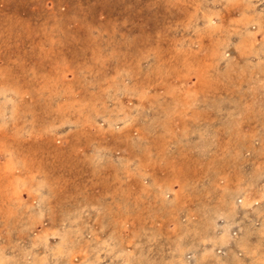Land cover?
Returning a JSON list of instances; mask_svg holds the SVG:
<instances>
[{
  "label": "rangeland",
  "instance_id": "1",
  "mask_svg": "<svg viewBox=\"0 0 264 264\" xmlns=\"http://www.w3.org/2000/svg\"><path fill=\"white\" fill-rule=\"evenodd\" d=\"M192 254L264 264V0H0V264Z\"/></svg>",
  "mask_w": 264,
  "mask_h": 264
},
{
  "label": "bare ground",
  "instance_id": "2",
  "mask_svg": "<svg viewBox=\"0 0 264 264\" xmlns=\"http://www.w3.org/2000/svg\"><path fill=\"white\" fill-rule=\"evenodd\" d=\"M6 2V1H5ZM235 202V201H234ZM228 225H230V224H228ZM227 227V226H226ZM225 227V231H227V228ZM224 231V232H225ZM229 241V240H228ZM240 241V240H239ZM219 243H221L222 245H227V242H226V240L224 239V238H221L220 240H219ZM32 244V243H31ZM191 257H194L195 258V260L193 261V264H196L198 261H196L197 260V256H194L193 254L192 255H190ZM223 257L224 256H220V258H222V259H218L217 260V262H222V260H223ZM1 262V261H0ZM192 264V263H191Z\"/></svg>",
  "mask_w": 264,
  "mask_h": 264
}]
</instances>
